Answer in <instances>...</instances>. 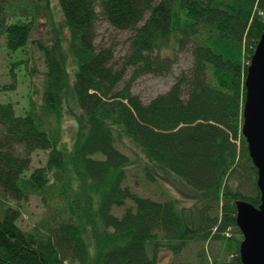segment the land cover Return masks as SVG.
<instances>
[{"label":"trees","instance_id":"trees-1","mask_svg":"<svg viewBox=\"0 0 264 264\" xmlns=\"http://www.w3.org/2000/svg\"><path fill=\"white\" fill-rule=\"evenodd\" d=\"M97 9L131 34L120 66L95 44ZM263 31L264 0H0V48L19 57L8 75L19 80L24 63L29 89V106L0 103V264H157L159 252L176 258L191 244L196 262L171 264H241L235 205L261 203L241 133L244 80ZM32 47L46 68L35 89ZM180 51L191 69L143 104L132 85L172 73ZM126 141L193 188L192 203L125 186L133 159L117 144ZM39 150L46 160L32 169ZM32 196L44 214L23 230L20 207Z\"/></svg>","mask_w":264,"mask_h":264},{"label":"rangeland","instance_id":"rangeland-1","mask_svg":"<svg viewBox=\"0 0 264 264\" xmlns=\"http://www.w3.org/2000/svg\"><path fill=\"white\" fill-rule=\"evenodd\" d=\"M96 24V39L95 44L98 48L100 47H111L114 51L113 63L114 66H120L124 55L128 52L129 48V38L131 36L130 32L127 31H118L113 29L108 22L104 20L102 15H99ZM4 42V39L1 38V43ZM33 64L36 67V76H35V86L40 88L43 83V74L46 70L43 57L41 53L32 47L31 51L29 50ZM26 60V57H23ZM19 59L16 57L14 60L10 59L7 55V50H5L4 45L0 48V103L12 102L18 107H21L25 102L28 104L25 95L27 94L28 85L21 77L24 73V63L16 65L15 70L17 69L20 72V79L17 81H12L8 75L9 69L11 68V61ZM177 64L174 65L172 73L166 76L156 77L151 75H144L140 77L134 85H132V93L135 96H138L141 102L145 105L149 104L151 101L156 99L158 96H165L168 93L171 86L176 80V77L179 76L182 72H188L192 67V56L187 51H180L177 55ZM129 75V73H128ZM126 75L125 79L128 78ZM12 82L15 84L13 90L3 91L2 88L10 86ZM182 98V97H181ZM36 101L39 100V96H35ZM26 100V101H25ZM25 101V102H24ZM14 105L15 109L16 106ZM16 113L17 112L16 109ZM64 131L68 136L73 130L72 122L66 117L64 121ZM118 149L122 150L124 153L131 155L133 159L132 165L127 169V179H125V186H129L134 192L139 194L142 197H148L154 200H164L170 196H175L179 198L184 205H190L193 200L195 193L194 189L188 187L179 177H177L171 171L161 168L158 164L150 163L142 154L138 152L128 141L125 142V146L117 144ZM32 162L31 168L41 167L44 165L46 160V151H35L32 152ZM135 154V155H134ZM148 166L152 174V179H146V174L144 172V167ZM186 185V186H185ZM196 192V191H195ZM6 201V200H5ZM11 206L15 205L13 202H9ZM127 206H130V202H126ZM20 210L22 215L18 221L19 227L23 230H30L34 224L40 219L42 214H44V208L40 200L36 197H31L29 201L21 204ZM120 209L114 208L113 212L117 215L120 213ZM206 249L207 255L210 257L211 250L216 249V244H208L204 246ZM198 244L189 245L185 251L179 257H173L171 252L161 251L157 256V264H171L172 260L182 262H196V253L199 250ZM69 264V263H66Z\"/></svg>","mask_w":264,"mask_h":264},{"label":"water","instance_id":"water-1","mask_svg":"<svg viewBox=\"0 0 264 264\" xmlns=\"http://www.w3.org/2000/svg\"><path fill=\"white\" fill-rule=\"evenodd\" d=\"M254 48L244 80L242 135L250 158L257 169V187L261 203L254 207L245 201L236 203V224L241 232V264H264V31Z\"/></svg>","mask_w":264,"mask_h":264}]
</instances>
